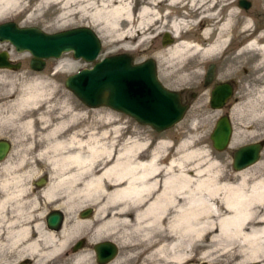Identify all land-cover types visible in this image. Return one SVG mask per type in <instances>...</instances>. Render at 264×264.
Returning a JSON list of instances; mask_svg holds the SVG:
<instances>
[{
	"label": "bare ground",
	"instance_id": "6f19581e",
	"mask_svg": "<svg viewBox=\"0 0 264 264\" xmlns=\"http://www.w3.org/2000/svg\"><path fill=\"white\" fill-rule=\"evenodd\" d=\"M54 1L62 2L45 0L38 8ZM146 1L153 5H160L163 1L175 5L183 0ZM189 2L192 7H198L197 10L200 7L204 9L199 10L198 14H181L179 19L173 18L171 32L177 40L167 49L172 63H181L183 80H189L187 70L195 72L201 65L200 61H190L187 58L194 55L205 58L215 52H221L224 56L232 51L231 42L227 38L229 35L225 32L231 26L230 15L233 10L228 7L226 18L222 17L214 21V24H209L205 17L211 18L212 14L209 15L210 5L207 0ZM13 3L23 6V0H0V12L5 8L2 5ZM64 6L60 7L62 12L58 20L65 21L69 15L64 11L67 8ZM130 7L129 0H83V11L94 8L91 13L93 18L105 24L120 40L133 35L131 26L126 31H121L120 28L124 20L129 25L133 20L137 21ZM138 18L139 30L143 32L144 20L160 17L151 6H144L141 7ZM166 18L168 16L164 17ZM191 18L196 19L195 21L200 18L205 20L204 27L200 28L197 36L199 39L195 41L185 37L188 32L185 31L187 21L193 23ZM244 23L246 26L242 33L249 36L253 29L247 21ZM189 27L192 30L195 28L194 25ZM263 37L264 34L256 35L247 40L241 50L260 52V60L263 62L264 42L260 41ZM24 90L27 92L21 98L19 108L6 119L16 120L22 107H33L44 96L43 86L39 83L31 84ZM260 94L264 97V83ZM252 108L255 117L264 116L263 106L253 105ZM112 116L110 114L109 120H103L100 127L109 123H113V126L103 128L100 132L85 134L84 138L77 137L83 136L82 131L70 129L69 132V128L64 127L70 122L69 119L59 122L58 129L64 127L60 133L47 125L34 128V119L25 118L22 122L33 138L38 136L37 131L40 132L45 144L36 150L39 144L32 142L30 149L35 150L38 160L44 158L50 168L47 185L38 190L32 186L31 181L29 185L28 181H22L23 175L29 170L25 174L0 180L2 191L11 183L17 184L19 188L11 192L5 191L0 197V232L3 222H12V225L15 221L21 222L14 228L9 225L7 230L9 246L18 242L17 255L20 256L16 258L25 256L26 250L33 255V264H43L46 259L64 256L67 252L64 246L72 232L83 225L88 230V238L91 236L93 239L92 243L106 238H113L116 242L115 236L113 237L115 234L128 242L126 244L129 245V255L134 264H187L194 259L191 254L200 242L203 244L198 247L204 251L199 254V259H203L204 264H218L224 260L227 264H264V173L252 174L249 169L259 160L246 168L235 170L230 177H225L216 162H200L199 155H205L204 152L198 149L184 152L183 148L189 143L188 140L179 143L168 139H156L151 143V140L147 141L142 137L139 138L141 140H132L127 126L119 122V118ZM39 120L44 122L47 119L41 117ZM63 133L68 135L59 137ZM109 137L110 141L102 142V139L107 140ZM231 140L235 144L238 138L231 137ZM152 145L154 148H150ZM28 159L34 163L36 161L34 156H29L23 162ZM6 166L4 170L7 169ZM77 195L83 196V204L90 203L94 206V214L87 216L88 218L83 217V220L80 217L74 218L69 223V208L77 201ZM10 200L15 203L12 207L15 210L11 212L13 215H9ZM23 204H30L34 210L25 211L28 207ZM44 207L51 210L49 214L56 213L52 210L66 213L65 222L59 231L47 230L42 222L36 221L38 214H41V219L46 214V210L39 211ZM5 212H8L7 216ZM33 222L36 223L32 224ZM29 229H33L35 233L31 238L28 237ZM95 236L97 237L94 238ZM0 238L3 239L1 236ZM116 243L123 245L122 241ZM85 257L83 255V260ZM76 260L80 263L81 256L78 255Z\"/></svg>",
	"mask_w": 264,
	"mask_h": 264
},
{
	"label": "rangeland",
	"instance_id": "374dc122",
	"mask_svg": "<svg viewBox=\"0 0 264 264\" xmlns=\"http://www.w3.org/2000/svg\"><path fill=\"white\" fill-rule=\"evenodd\" d=\"M43 1L45 0H23L22 7L16 3L5 6L2 5L5 8L0 12V23L13 21L19 26H35L47 33L80 26L90 27L99 36L102 43L101 51L96 60L121 52L129 53L133 57L135 63L142 62L149 58L153 59L156 63L157 75L161 83L168 89L181 93L183 103L188 105V108L182 119L173 127L162 132H156L150 126L139 124L127 115L114 111L109 107H87L65 87L64 80L68 75L83 68H89L92 66V63H87L83 59H75L72 52H68L63 53L59 58L46 60L44 69L35 71L30 68L29 63L31 55L29 53H18L8 42L0 43V51H7L14 63H21L18 69H0V140H8L12 147L7 159L4 161L6 162L7 169L4 170V167L1 165L4 162L0 163V180L5 177L11 178L21 173L25 174L26 170H29L30 172H26V174L23 175L22 181H28V185L30 184L29 181H31V184L33 183L32 186L37 182L41 188L47 185L49 179L48 169L50 166L46 163L44 158L38 160L35 157V150L30 149V144L32 142L39 144L36 150L43 147L45 142L41 139V134L38 131V136L36 138L32 137V133L28 132L26 127L22 124L24 120L28 118L34 119V128L37 129L40 126L47 125L50 129H57L59 133L60 130L67 126L69 132H71L70 129L73 131H82L83 136L77 135V137L84 138L85 134L96 131L100 132L103 128H107L111 125L113 126V123H109L108 125H102L104 126L102 128L100 127L103 120H109L110 114L113 115V118H119V122L122 124L124 123L126 126H129L128 123L131 124L130 126L132 128L128 129V133H131L132 140L136 138L141 140L139 139L141 137L142 139L146 138L145 140L147 141L168 139L175 143L188 140L189 143L183 148L184 152L194 149L204 152L205 155H199V159H201L200 162L208 160L216 162V166H218V168L221 167L225 177H230L231 174L236 172L232 167V157L235 149L246 144L259 142L262 145L259 161L254 167H250L249 169L252 174L264 173V116L255 117V112L252 108L253 105L264 107V97L260 94V89L263 87L264 83V61L261 62L260 60V52L255 50H241L244 47L243 43L237 49L232 50L229 55L225 56H223L221 52H215L205 58H199L194 55L191 58H187V60H194L195 62L200 61L201 65H199V68H196L195 72L187 70L190 74L189 80H183L184 78L181 77L180 73L181 63H172L173 61L167 51V49L171 47V43L165 46L161 43L163 35L167 31L171 37H173L171 32V21L174 20L173 18L179 19L181 14H198V11H202L204 7H200V9L197 10L198 7H192L189 0H183L175 5H170L168 1H163L160 5H153L148 4L146 0H129L131 6L130 10L134 17H137V21L133 20L131 25L125 20L121 22V31H126V29L131 26L130 31H132L131 33H133V35H128L125 39L120 40L117 39L116 33H113L112 30L110 31L105 24L93 18L91 13L95 7L90 9V11H87L89 7L86 12L83 11V0H68L67 3L66 0H62L61 3L54 1L38 8V5ZM247 1H249L251 5L250 9L244 13L243 9L239 6V0H207V4L210 5L208 8L210 12L209 15L211 16L212 14V16L211 18L206 16L207 18L205 17V19L208 20L209 24H214V21L219 17L222 16L226 18L229 9L233 10L230 15V17L232 16L231 26L225 33L229 35L227 37L228 42L232 39L231 41L234 43L237 38H243L244 33H242V29L246 26L244 22L247 21L251 29L256 25L254 16L258 0ZM61 5L67 7L64 11L69 14L65 21L58 20L62 12L60 9ZM144 6H151L160 18H152L150 21L148 19V21L144 20L142 24L143 32H140L138 14L141 7ZM180 7H186V9H181ZM228 7L230 8L228 9ZM166 16H168V18L164 19ZM202 19L200 18L195 21L196 19L191 18L190 20H192L193 23L187 21L188 26L185 29V31H188L185 35L187 39H192V41L199 39L197 36H199L200 30L204 27L203 23H205L203 22L205 20ZM198 23L200 24L198 25ZM189 25H194V30H192ZM255 37L256 36H253L249 39ZM173 39L175 41L177 40L176 37ZM221 56L224 58H220ZM210 63H217L216 78L218 80L227 79L234 84V92L231 98L221 109H213L209 105V90L211 85L204 86L202 84L204 68L208 67ZM35 83H39L43 86L42 93L44 96L40 99V102L33 107L30 105L22 107L16 120L6 119L19 108L20 100L27 92L24 88ZM223 114L229 115L233 128L232 139L237 137L238 141L232 144L231 140V144L227 146V148L218 151L213 148L209 136L214 128L216 120ZM41 117L47 120L44 122L40 121L39 118ZM70 117H72V119H70ZM66 119H69L70 122L58 129L59 122ZM110 119L113 120L112 118ZM66 135H68V133L60 134L59 137ZM110 139L111 137L107 140L102 139V142L110 141ZM153 145L150 146V148H154ZM29 156L32 158L34 156V161L36 160L35 163L31 159L23 162V159ZM18 164L21 166L16 167L15 165ZM42 180L44 183L40 182ZM16 189H19L17 184L11 183L4 191L11 192ZM76 197L77 201L69 208V223L74 218H79L78 214L82 209L83 211L92 209L88 217L94 214L93 205L90 203L83 204V196L77 195ZM27 198L30 200L29 197ZM14 204V200H10V212L15 210V208H12ZM23 205L28 207L25 211L34 210L31 205ZM42 205L44 206V203H42ZM41 210H43L42 212L45 210L50 211V209L46 207H44V209H39V211ZM63 214L66 213L63 211ZM35 219L37 222L43 220L38 216ZM82 226L83 225L72 232L64 248H67L74 238H78ZM87 231V229L83 228V239H86V244L83 247V255L86 257L83 260V264H94V251L92 250V246L95 242L92 243L93 239H91V236L88 238L89 234ZM114 236L116 242L122 241L123 245L120 246L115 242L119 249L118 255L109 264H134L133 259H131L129 255V245L126 244L128 242L120 237L118 238L116 234L113 235V237ZM96 237L97 236L94 238ZM102 238H104V235ZM201 244H203V242L196 244V248L191 254L194 259L187 264H204V260L199 259V254L204 251L203 248L200 249ZM76 258L77 257L69 260L65 258L59 260L57 256H54L50 260L46 259L43 264H82L78 263ZM13 263V261H9L8 264ZM224 263L227 264V261L224 260L222 263L218 264ZM173 264H179V262Z\"/></svg>",
	"mask_w": 264,
	"mask_h": 264
},
{
	"label": "water",
	"instance_id": "95a60500",
	"mask_svg": "<svg viewBox=\"0 0 264 264\" xmlns=\"http://www.w3.org/2000/svg\"><path fill=\"white\" fill-rule=\"evenodd\" d=\"M247 0H239V6L250 7ZM173 37L166 32L162 45L173 43ZM8 42L18 53L31 55L30 68L35 71L44 69L46 60L59 58L63 53L72 52L75 59L92 63L90 68H83L68 75L64 85L87 107L106 106L115 111L133 117L138 123L148 125L157 132H162L177 124L185 114L188 105L181 100L180 93L165 87L158 78L156 63L149 58L134 63L131 55L120 53L106 56L98 61L101 40L93 29L87 26L73 27L66 30L47 33L42 29L23 27L13 21L0 23V43ZM20 62L14 63L9 53L0 51V69H18ZM214 77V65H210L204 85ZM233 94L232 86L227 82L217 83L210 93V106L221 109ZM232 124L228 114L221 115L210 134L214 149L224 150L232 137ZM8 140H0V161L10 150ZM262 145L254 142L238 147L233 152L234 170L246 168L259 160ZM49 214L47 220L51 227H58L61 212ZM91 209L83 211V217L89 216ZM115 245L110 242L95 245L99 263L104 264L107 252L115 254Z\"/></svg>",
	"mask_w": 264,
	"mask_h": 264
},
{
	"label": "flooded vegetation",
	"instance_id": "af4514ba",
	"mask_svg": "<svg viewBox=\"0 0 264 264\" xmlns=\"http://www.w3.org/2000/svg\"><path fill=\"white\" fill-rule=\"evenodd\" d=\"M240 8L243 9L244 13L250 9V7H248V8L240 7ZM254 17H255V20H256V25H254L255 27H253L252 28L253 30L248 34L249 36H246L245 34H243V38H240V39L237 38V40H235L234 43H233V41H231L232 39L230 40V42H231L230 48L232 50L237 49L243 43L245 44L250 37L264 34V0H258V4H257V7H256V13H255ZM221 18H222V16L219 17L218 20L221 19ZM260 41H261V43H263L264 42V37ZM244 44H243V46H244ZM210 65H214V77H213V80L208 84V85H211V88H210L209 92H211V90H212V88L214 87L215 84L222 83V82L229 83L232 86L233 92H234V84L232 83V81H229L227 79L218 80L216 78L217 77L216 76L217 63H210L208 65V67L204 68V76H203V79H202V84L204 85V83H205V79H206V76H207V71H208ZM204 86H207V85H204ZM181 98H182V101H183L182 94H181ZM128 117H130V116H128ZM130 118L134 119L133 117H130ZM128 125L129 126H127V130L132 128L130 126L131 125L130 123H128ZM150 142L152 143V140ZM11 150H12V147H10V150H9L8 154L6 155V157L1 162H4L7 159V157H8V155H9ZM5 166H6V162H4L2 164V167H5ZM40 182L44 183L43 181H40ZM33 187L34 188H38V189L41 188V186H39L37 184V182L35 183V185ZM38 189H36V190H38ZM3 190H5V189H3ZM0 192H1L0 197H2L3 196L2 193H5V191H2V189H1ZM50 211H47L45 215L42 214V215H44V217H42L43 220L39 221V222L40 223L42 222L43 223V227L45 229H47V230L54 231V232L55 231H59L62 228L63 223L65 222L64 221L65 220V214H63V212L61 211V220L59 221L58 227L55 228V227H51V226L48 225L47 217H48ZM52 211H55V210H52ZM5 213H6V216H7L8 212H5ZM10 213H9V215H13L14 214V213H11V214ZM37 214L38 213H35V215H37ZM78 215L83 220V209L79 212ZM38 217H41V214H38ZM34 223H36V222H33L32 224H34ZM2 224H3V228H2V230L0 232V236L3 238V239L0 238V258H1L2 264H8L9 261L10 262L13 261L14 262L13 264H33V261H34V260H32L33 255L28 254L29 253L28 250H26L25 256L20 257V258H16L18 256L17 252L19 251L18 242H17V244H12V245L9 246V242H8V239H7L8 226L9 225L11 226L12 222H11V224L10 223L8 224L7 222H3ZM19 224H21V222L15 221V223L12 226L14 228V227H17ZM4 231H5V233H3ZM34 235H35V233H34L33 229H29V236L28 237L31 238ZM103 242L113 243L115 245V248H116L115 249L116 250L115 254L112 257L110 256L111 253H109V252H107L106 255H104V258L108 259V261L106 263H104V264L111 263L118 255L119 249H118L117 244L115 243L113 238L112 239L111 238H106V239L97 241L92 246V250L94 251L93 252L94 253L93 254L94 255V264H101V263H99L97 255H96V252H95V245L98 244V243H103ZM85 244H86V239H83V226H82L81 231H80V235L78 236V238H76V239L74 238L73 239L72 243L70 245H68L67 248H66V250H67L66 254L64 256L58 257L59 260L60 259H64V258L66 260H69V259H73V258H75V257H77L79 255V256H81L80 263L83 264V247H84ZM22 248H24V247L22 246Z\"/></svg>",
	"mask_w": 264,
	"mask_h": 264
}]
</instances>
